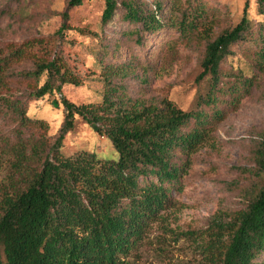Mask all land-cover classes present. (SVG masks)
Masks as SVG:
<instances>
[{
	"label": "trees",
	"instance_id": "trees-1",
	"mask_svg": "<svg viewBox=\"0 0 264 264\" xmlns=\"http://www.w3.org/2000/svg\"><path fill=\"white\" fill-rule=\"evenodd\" d=\"M82 1L67 0V8ZM118 2L125 8L123 17L139 24L136 31L157 30L170 22L186 38L203 34L196 83L206 89L190 109L170 99L131 100L113 83L129 69L104 65L101 100L75 104L61 96L64 117L56 134L49 136L44 119L27 115V103L61 93L67 83L80 84L68 76L69 58L61 47L70 28L67 11L49 36L0 43V104L16 125L15 140L6 145L12 156L11 176L0 184V264H122V257L139 244L151 222L171 206L190 156L223 119L217 106L238 102L253 85L242 70L228 74L232 82L222 79L226 73L221 64L231 55V47L244 44L247 53L254 50L255 68L264 70V0H256L263 17L256 25L245 2L239 22L211 39L208 20H201L205 12L191 9L194 3L190 8L175 6L166 19L160 15L159 1L147 11L136 0H105L103 24L112 18ZM82 76L78 75L84 81L88 74ZM76 116L110 139L116 159L98 157L93 151L63 154L64 136ZM24 129L37 134L22 136ZM256 163L264 171V148ZM211 225L198 264H255L264 252V183L244 208L226 220L214 219Z\"/></svg>",
	"mask_w": 264,
	"mask_h": 264
},
{
	"label": "rangeland",
	"instance_id": "rangeland-1",
	"mask_svg": "<svg viewBox=\"0 0 264 264\" xmlns=\"http://www.w3.org/2000/svg\"><path fill=\"white\" fill-rule=\"evenodd\" d=\"M104 1L83 0L80 5L67 8V0H0V43L49 36L61 26V14L67 11L70 28L64 32L61 47L69 58L68 76L80 84L67 83L61 93L55 91L27 103V115L44 119L49 136L56 134L64 117L61 96L75 104L101 100L104 65L129 69L123 78L114 77L113 83L119 93L131 100L159 103L170 99L180 108L190 109L206 89L203 83H196L205 47L203 34L196 32L186 38L170 22H163L157 30L136 31L139 24L123 17L125 8L119 2L112 18L103 24ZM136 1L147 11L161 2L160 15L164 18L175 6L190 8L189 4L194 3L191 9L205 12L201 20L207 19L211 26L207 31L210 39L239 22L245 2L254 25L263 19L256 0ZM245 47H231V55L221 64L226 73L222 79L232 82L234 78L228 74H240L242 70L246 77H251L253 85L248 92H242L238 102L217 106L223 119L190 156L180 190H173L171 206L151 222L139 244L122 257V264L200 263L213 220H226L244 208L247 199L264 183V171L256 163L257 153L264 148V70L255 68L254 50L247 53ZM84 73L88 76L82 81L78 75ZM15 127L0 104V184L11 176L12 156L6 152V145L14 142ZM34 134L36 130L24 129L22 136ZM61 150L65 155L93 151L105 159L118 156L110 139L79 116L65 134ZM255 264H264V252Z\"/></svg>",
	"mask_w": 264,
	"mask_h": 264
}]
</instances>
